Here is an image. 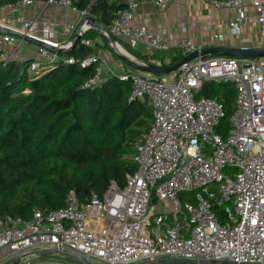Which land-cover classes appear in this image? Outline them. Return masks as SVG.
Listing matches in <instances>:
<instances>
[{
    "label": "built area",
    "instance_id": "1",
    "mask_svg": "<svg viewBox=\"0 0 264 264\" xmlns=\"http://www.w3.org/2000/svg\"><path fill=\"white\" fill-rule=\"evenodd\" d=\"M120 1L125 9L116 13L107 35L142 55L168 52L170 44L160 32L133 21L141 4H151L164 14L172 0ZM210 2L217 9L234 10L227 21L228 35L213 34L210 45L180 38L175 47L183 57L207 47H228V36L238 38L236 46L229 48L264 47V0ZM34 3L42 9L36 18L26 19L22 10ZM50 7L77 13L75 23L59 28L49 22L40 24L41 13ZM249 12L263 37L257 46L246 34ZM87 17V12L72 9L70 0L0 5V63L31 60L28 75H40L59 63L84 67L95 61V74L84 87H98L111 76L129 80L130 99H144L152 110L151 127L132 158L136 171L125 176L123 187L112 181L105 193H93L84 202L70 191L63 208L47 214L35 210L29 220L0 221V264L42 249L68 251L97 264L159 259L264 264L261 59L199 56L166 77L127 71L119 63L116 74L113 54L107 49L85 59L60 52L71 48V39ZM89 29L87 23L78 34L81 37ZM82 43L93 46L91 41ZM147 63L166 67L171 59L159 56ZM220 81L232 82L236 88L235 110L225 137L216 132L224 116L222 105L215 99L195 98L204 82ZM182 194L190 196L182 200Z\"/></svg>",
    "mask_w": 264,
    "mask_h": 264
},
{
    "label": "trees",
    "instance_id": "2",
    "mask_svg": "<svg viewBox=\"0 0 264 264\" xmlns=\"http://www.w3.org/2000/svg\"><path fill=\"white\" fill-rule=\"evenodd\" d=\"M17 1L0 0V5ZM70 2L72 9L87 12L105 32L116 13L125 9L120 0ZM98 39L94 30H87L65 56L85 59L100 49L111 51ZM85 40L93 46H85ZM118 43L140 63L169 56L174 65L183 58L177 48L146 56ZM30 63H0V221L6 217L29 220L35 210L47 214L63 208L70 191L84 202L93 193H105L112 181L123 187L125 176L136 171L132 158L152 124L147 101L130 99L129 80L111 76L98 87H84L94 76L97 62L84 67L59 63L40 75H28ZM201 97L222 105L224 116L216 132L225 137L235 110V85L204 82L195 94L196 99ZM214 210L222 216L220 208Z\"/></svg>",
    "mask_w": 264,
    "mask_h": 264
},
{
    "label": "crops",
    "instance_id": "3",
    "mask_svg": "<svg viewBox=\"0 0 264 264\" xmlns=\"http://www.w3.org/2000/svg\"><path fill=\"white\" fill-rule=\"evenodd\" d=\"M40 3H34L32 6L22 10L26 19H34L41 11ZM234 15V10H221L213 7L209 0H172L164 14L159 13L156 8L147 3L139 6L133 23L140 25L146 23L151 31H158L168 40L171 49L176 48V42L183 37H188L194 41H200L204 44H211L213 34L228 35L227 21ZM249 18L246 23V34L249 35L255 46L260 45L251 36L252 26L255 31V21L252 13H248ZM77 13L66 9L50 7L40 15V24L49 22L57 28L63 24H74ZM238 38L228 36L226 45L235 47ZM101 50V49H100ZM112 52V51H111ZM114 57V56H113ZM115 68L121 62L114 57ZM125 67V66H124ZM127 71L130 69L126 68Z\"/></svg>",
    "mask_w": 264,
    "mask_h": 264
},
{
    "label": "water",
    "instance_id": "4",
    "mask_svg": "<svg viewBox=\"0 0 264 264\" xmlns=\"http://www.w3.org/2000/svg\"><path fill=\"white\" fill-rule=\"evenodd\" d=\"M87 23L90 26V29L94 30L97 33L98 37L109 47L112 53L121 62L127 64L134 71H138L142 73H152L155 75H159L161 77L168 76L169 74L177 71L182 65L198 58L199 56L206 57L209 55H216V56L229 57V58H238V59H243V60H260L264 58V47H255L249 50H242L239 48L212 46V47L204 48L199 54L193 53V54L184 56L178 63L171 65V66L160 67V66L153 65L150 63H138L129 53H126V51H123L124 53L119 52L117 48L118 47L122 48V47L113 38L107 35V33L102 28H100L95 23L94 19L91 17H87L84 22L79 24L78 29H77V34H75L73 38L71 39V48L69 50H60V52H63L65 55L70 54L71 50L74 48L76 43L81 39L78 33L82 31L84 25ZM3 30L14 36L22 38L21 34L17 32L11 31L9 29H3ZM30 41L37 45L44 46L42 42H39L36 40H30ZM42 257H59L61 259L69 260L75 264H97L87 259H84L80 256H77L71 252L53 250V249L35 250L25 255L19 256L17 259L13 260L12 262L8 264H23L28 259L42 258ZM140 264H236V263L230 262V261H216V260H205V261L196 262L193 260L190 261V260H183V259H172V260L159 259V260H154V261L143 262ZM241 264H249V263H241Z\"/></svg>",
    "mask_w": 264,
    "mask_h": 264
},
{
    "label": "rangeland",
    "instance_id": "5",
    "mask_svg": "<svg viewBox=\"0 0 264 264\" xmlns=\"http://www.w3.org/2000/svg\"><path fill=\"white\" fill-rule=\"evenodd\" d=\"M2 20V18H0V21ZM251 36L253 37V39L257 42H261L263 40V37L260 36L259 32H258V28L255 25V31H254V26H252V31H251ZM100 43H104L100 38L97 40ZM120 45V44H119ZM121 46V45H120ZM123 48V47H122ZM129 53V52H127ZM113 54V53H112ZM131 55V54H130ZM132 56V55H131ZM133 57V56H132ZM134 58V57H133ZM135 59V58H134ZM136 62L140 63V60H136ZM262 65H264V58H262L261 60ZM134 72H138V71H134ZM139 73V72H138ZM118 74V72L116 73ZM29 75H31L29 73ZM28 93V92H26ZM27 261V262H26ZM23 264H75L69 260L66 259H61L59 257H42V258H31L29 260H26Z\"/></svg>",
    "mask_w": 264,
    "mask_h": 264
},
{
    "label": "bare ground",
    "instance_id": "6",
    "mask_svg": "<svg viewBox=\"0 0 264 264\" xmlns=\"http://www.w3.org/2000/svg\"><path fill=\"white\" fill-rule=\"evenodd\" d=\"M120 48V47H119ZM118 50V49H117ZM119 51V50H118ZM121 51H122V53H124L123 51H125V50H123L122 48H121ZM120 52V51H119ZM127 53V52H126Z\"/></svg>",
    "mask_w": 264,
    "mask_h": 264
}]
</instances>
